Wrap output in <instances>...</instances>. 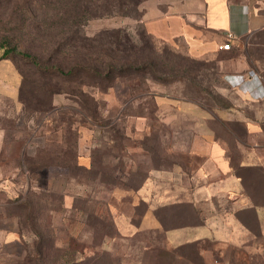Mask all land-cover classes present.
Here are the masks:
<instances>
[{
    "label": "rangeland",
    "instance_id": "1",
    "mask_svg": "<svg viewBox=\"0 0 264 264\" xmlns=\"http://www.w3.org/2000/svg\"><path fill=\"white\" fill-rule=\"evenodd\" d=\"M175 1L0 0V39L8 38L44 66L59 64L66 71L80 53L94 59L108 45L105 32L121 29L129 43L114 52L150 58L158 76L152 79L146 71L106 87L38 70L17 54L0 60V214L16 216L15 225L0 220L1 228L12 226L15 232V244L9 247L0 238V264H21L22 244L31 248L34 231L43 235L53 261L55 250H63L66 259L83 256L82 264H200L194 249L172 250L175 246L162 231L122 236L108 208L132 215L139 198L135 190L151 168L175 162L189 171L196 167L199 159L187 154V147L198 140L206 117L217 143L212 146L226 149L234 172L246 179L247 193L259 201L252 179L260 178L237 168L250 152L264 165V101L246 100L225 81L237 63L231 44L221 50L228 42L221 38L214 52L203 54L200 35L194 49L182 37L165 41L152 36L154 43L140 38L150 6L157 2L165 10L167 2ZM79 33L88 39L80 41L86 49L65 46ZM263 42L250 38L246 51L252 69L264 79ZM237 123L245 124V134ZM75 153L91 154L90 171L72 167ZM17 198L30 203V223L14 202ZM215 202L230 208L223 197ZM250 218L245 221L250 234L235 228L225 243H198L204 264H264V223ZM105 232L111 235L102 236Z\"/></svg>",
    "mask_w": 264,
    "mask_h": 264
},
{
    "label": "crops",
    "instance_id": "2",
    "mask_svg": "<svg viewBox=\"0 0 264 264\" xmlns=\"http://www.w3.org/2000/svg\"><path fill=\"white\" fill-rule=\"evenodd\" d=\"M165 5V10L157 2L150 6L152 14L145 21L147 33L165 41L182 37L192 49L197 47L194 38L200 35L203 54L214 52L224 38L231 43L237 60L225 81L234 90L242 91L246 100L264 101V79L252 69L246 51L251 46L250 38L264 40V0H177ZM203 122L204 127L201 125L195 137L198 140L194 141L199 146L194 147L191 140V146L187 147V154L199 159L196 167L189 171L175 162L167 168L149 169L135 190L139 198L132 205L133 214L128 217L108 206L117 221L115 229L119 234L162 231L170 245L176 247L208 239L225 243L233 236L235 228L250 234L252 231L245 222L250 217L253 220L258 217L264 223V207L255 206L241 178L232 170L226 149L221 144L212 146L217 143L212 141L213 132L207 125V117ZM218 152L219 157H216ZM77 157L79 166L92 169L91 154ZM248 157L242 166L264 168L254 152L248 153ZM218 197L225 198L230 208L217 205ZM17 199V204L23 201ZM233 205L236 207L231 209ZM1 219L14 225L16 222L15 215L0 214ZM10 228L13 227H0V238H4L3 245L8 247L15 244V232ZM18 237L22 243L24 238L19 232ZM22 245L25 248L24 243Z\"/></svg>",
    "mask_w": 264,
    "mask_h": 264
},
{
    "label": "trees",
    "instance_id": "3",
    "mask_svg": "<svg viewBox=\"0 0 264 264\" xmlns=\"http://www.w3.org/2000/svg\"><path fill=\"white\" fill-rule=\"evenodd\" d=\"M82 13H80V19H81ZM80 34V33H79ZM105 34L107 35L108 38V45L106 48L101 49L100 51L95 52L98 54L96 58L92 59L89 58L88 54L80 53L78 56V62L68 68L65 71V68L62 67L59 64H52L51 66L43 65L40 60L37 58V56H33L32 54L25 52V51H20L17 49L16 46H13L8 38H2L0 39V60L7 59L12 55L17 54L25 63L30 65L33 68H37L38 70L42 69H48L51 73L55 75H59L63 78H71V77H76L79 81H81L82 84H85V81L87 78L91 81L92 83L99 85L100 83H103L106 85V87H112L114 85V82L116 79L120 77H126V76H132L135 74L144 75L146 71H148L152 77V79H158V76L153 72V69L155 68V64L149 60L142 61L140 59L142 58H137V57H131L129 54H127V51H119L121 54L115 53V49L118 50L116 47H125V42L129 43V35H127L123 30L121 29H116L112 31H106ZM121 35V37H120ZM140 38H144L146 41L151 40V43L153 42V37L147 33V31L144 29V31L141 33ZM88 41V39L83 35L80 34V36H77L75 39H69L67 40V43H65V46L68 45L70 47H73L74 49L77 48H82L86 49V44H83L81 42ZM77 41V43H76ZM81 41V42H80ZM80 43V44H79ZM124 43V44H123ZM154 43V42H153ZM82 45V46H81ZM153 46V44H152ZM88 48H92L91 45H88ZM154 53V52H153ZM155 74V76H154ZM83 80V81H82ZM239 129L245 134L246 128L243 124L237 123L236 124ZM237 142L242 141L243 139H236ZM77 155L75 153L74 159L72 161V167L74 169H78L84 172H88L89 170L86 169L85 167L79 166L77 164ZM240 163L241 160H240ZM239 164L237 170L240 172H244L247 175L252 174L258 176L260 180H253L252 182H256L253 184L254 193L253 195L256 196L255 192L257 191L259 194L261 193V196L259 197V201L255 200L254 197L250 195L251 200H255L254 204L255 206H260L264 207V168L263 166H255V167H245V166H240ZM232 170H236L234 166L231 164ZM252 172V173H250ZM239 175V174H238ZM241 178L242 182L244 185H246V179L244 176L239 175ZM18 199H16L14 202H17ZM18 209H21V211L24 213V220H28L29 223L31 220H34V218H31L33 215L31 213V206L30 203L26 202H20L18 203ZM21 216V214H20ZM251 219V218H250ZM257 223L259 222L258 217L254 219ZM259 230V234L262 233L260 225H256ZM34 231V230H33ZM159 232V231H158ZM104 235H111L109 232H105L102 234ZM34 237L36 240H33L31 242V248H28V246H25L26 251L24 258L22 259L21 264H82V261L84 260L83 256L80 258L76 259H69L65 258L63 250H55L57 256L58 253L60 252V256L57 257L53 261L49 255L50 248H46L45 246V241L44 237L41 234L40 231H34ZM184 248H191L194 249L197 256L198 260L200 261V264H204V261L202 260L200 254H199V248H198V243H191V244H183L179 245L177 247L171 248L172 250H183ZM73 251H71L72 253ZM75 253V252H74ZM87 259V258H86ZM20 264L19 262H15L12 260V264ZM191 264H196V263H191Z\"/></svg>",
    "mask_w": 264,
    "mask_h": 264
},
{
    "label": "built area",
    "instance_id": "4",
    "mask_svg": "<svg viewBox=\"0 0 264 264\" xmlns=\"http://www.w3.org/2000/svg\"><path fill=\"white\" fill-rule=\"evenodd\" d=\"M230 42L228 41L227 43H225V44H223L222 46H220L219 48L221 49V50H224V51H227V50H229V49H231V47H230V44H229Z\"/></svg>",
    "mask_w": 264,
    "mask_h": 264
}]
</instances>
